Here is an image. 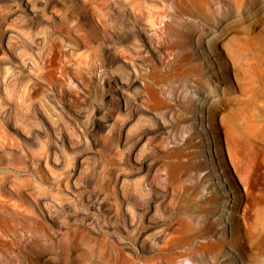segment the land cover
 Here are the masks:
<instances>
[{"label":"rangeland","instance_id":"374dc122","mask_svg":"<svg viewBox=\"0 0 264 264\" xmlns=\"http://www.w3.org/2000/svg\"><path fill=\"white\" fill-rule=\"evenodd\" d=\"M210 10L0 0V264H264V0Z\"/></svg>","mask_w":264,"mask_h":264},{"label":"bare ground","instance_id":"6f19581e","mask_svg":"<svg viewBox=\"0 0 264 264\" xmlns=\"http://www.w3.org/2000/svg\"><path fill=\"white\" fill-rule=\"evenodd\" d=\"M212 1L213 0H182V2H183V4H184V6H185V8L186 9H189V10H191V11H193V12H195V13H201V14H203V15H205V16H209V15H211L210 14V12H211V7H212ZM187 42V41H186ZM178 43V42H177ZM153 66V65H152ZM193 67V66H192ZM198 67V66H197ZM199 79V78H198ZM201 81V80H200ZM139 90V89H138ZM216 93V92H215ZM188 105V104H187ZM192 105V104H191ZM189 106V105H188ZM192 107V106H191ZM213 107V106H212ZM184 111V110H183ZM242 111L243 112H247V108L246 107H243L242 108ZM214 114V113H213ZM242 114V113H241ZM253 118H248L247 119V121H246V128L248 129V130H253V128L255 127V128H257L256 126H259L258 124H256L255 123V120L257 119V118H261V114L260 113H257V112H254L253 113ZM213 116V115H212ZM124 122V121H123ZM125 123V122H124ZM123 127L124 126H122L121 127V129H123ZM158 130V129H157ZM122 131V130H121ZM120 132V131H119ZM253 132V131H252ZM125 134V133H124ZM121 138V137H120ZM147 144V143H146ZM148 144H150L149 142H148ZM149 146V145H148ZM146 148V147H145ZM243 152V151H242ZM244 153V152H243ZM245 154V153H244ZM130 155H131V153H130ZM178 155V154H177ZM181 159V158H180ZM188 161V160H187ZM190 163V162H189ZM168 165V164H167ZM178 169V168H177ZM241 169V168H240ZM147 173V172H146ZM147 174H149V173H147ZM147 174H146V176H147ZM143 175V174H142ZM186 175V174H185ZM143 177V176H142ZM144 177H145V175H144ZM147 178V177H146ZM146 178L144 179L145 181H147L146 180ZM142 179V178H141ZM140 179V180H141ZM144 180H142V181H144ZM138 182H139V180H138ZM140 183V182H139ZM138 183V184H139ZM144 183V182H143ZM182 183V182H181ZM137 184V185H138ZM147 184H149V181H147ZM140 186H141V184H139ZM146 185V184H145ZM145 185H144V188H145ZM143 186V185H142ZM166 186V185H165ZM181 186V185H180ZM139 187V186H138ZM196 187H198V183H193V184H191V185H188V186H185L184 188L185 189H195ZM143 190H144V188L143 187H141ZM196 189H198V188H196ZM142 190V191H143ZM148 190V189H147ZM146 190V191H147ZM150 190V189H149ZM145 191V192H146ZM190 191V190H189ZM198 191V190H197ZM149 192V191H148ZM147 192V193H148ZM173 195V194H172ZM188 195V194H187ZM140 196V195H139ZM185 196V195H184ZM188 197V196H187ZM205 198V197H204ZM154 199V198H153ZM164 199V198H163ZM162 199V200H163ZM185 200V199H184ZM200 200H203V199H200ZM205 200V199H204ZM158 201V200H157ZM181 201V200H180ZM183 201V200H182ZM189 201V200H188ZM209 201V200H208ZM200 202H202V201H200ZM211 202V201H210ZM207 203H209V202H207ZM206 204V203H205ZM204 204V205H205ZM159 205H161V204H159ZM188 206H190V205H188ZM191 206H193V205H191ZM190 206V207H191ZM198 206H200V205H198ZM186 207H187V205H186ZM202 207H204V206H202ZM209 207V206H208ZM188 208V207H187ZM191 208H194V207H191ZM198 208V207H197ZM200 208V207H199ZM198 208V209H199ZM206 208V207H205ZM186 209V208H185ZM178 210V209H177ZM188 210H190V209H188ZM201 210V209H200ZM203 211V210H202ZM201 211V212H202ZM205 211V210H204ZM210 211H211V208H210ZM190 212V211H189ZM193 211H191V213H192ZM196 212V211H195ZM198 214V213H197ZM185 215V214H184ZM191 216V215H190ZM194 216V215H193ZM193 216H191V217H193ZM199 216V215H198ZM263 218H264V214H263ZM181 219V218H180ZM194 219V218H193ZM235 221V220H234ZM186 222V221H185ZM187 222H188V220H187ZM182 223H184V222H182ZM182 223H181V225H182ZM162 225V224H161ZM166 226V225H165ZM176 226V225H175ZM184 226H186V223H185V225ZM190 226V225H189ZM167 227V226H166ZM160 228V227H159ZM168 228V227H167ZM166 229V228H165ZM164 229V230H165ZM164 230H161L160 232H162V231H164ZM174 230V229H173ZM172 230V232L171 233H173V235H171V236H167L166 235V240H165V242L166 243H168L167 241L168 240H170V238L172 239V241L175 243V244H178V245H185V247L186 248H184V250H181V251H179L178 252V256L179 257H186V256H188L186 259H188V260H191L192 262L193 261H195V260H198L199 261V263H201V262H205L206 260H207V258H208V256H209V254H214V256H218L219 255V253H221L220 251L221 250H219L220 249V246L222 245V242L223 241H225L226 240V242H228L229 244H231L232 246H234L236 249H239L241 246L239 245V243H238V241H239V234H237V233H234L233 234V236L230 238V239H228V237H226L227 239H224V238H221L220 240H215V241H202V242H200L199 244H197V245H195V246H190V243H192L193 242V239H195L194 238V236L196 235H194V232H190V230L188 229V227H179V228H177V230H176V232L175 231H173ZM212 231H213V229L212 228H209V227H206V228H203V229H201L200 230V233H201V235L202 236H206V235H208V236H210L211 234L210 233H212ZM237 231H239V230H237ZM196 232H197V230H196ZM234 232V231H233ZM235 232H236V229H235ZM141 233V232H140ZM217 233V232H216ZM241 233V232H240ZM158 235V234H157ZM197 235H199V234H197ZM138 236V235H137ZM207 236V237H208ZM212 236V235H211ZM222 236H224V235H222ZM140 237V236H139ZM196 237V236H195ZM241 237V236H240ZM198 238V237H197ZM199 238H201V237H199ZM204 238V237H203ZM138 239V238H137ZM157 241V240H156ZM155 241V242H156ZM158 242V241H157ZM241 242V241H240ZM173 243V244H174ZM142 244V243H141ZM172 245V244H171ZM193 245V244H192ZM177 247V246H176ZM183 247V246H182ZM171 248H173V247H171ZM219 251V252H218ZM245 257V256H244ZM172 260V259H171ZM234 262V261H233ZM155 263V262H154ZM172 263V262H171ZM229 264H231V263H229ZM236 264V263H235Z\"/></svg>","mask_w":264,"mask_h":264}]
</instances>
